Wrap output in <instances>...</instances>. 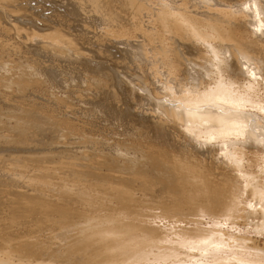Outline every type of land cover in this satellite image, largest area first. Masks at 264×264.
Listing matches in <instances>:
<instances>
[{"label": "rangeland", "instance_id": "374dc122", "mask_svg": "<svg viewBox=\"0 0 264 264\" xmlns=\"http://www.w3.org/2000/svg\"><path fill=\"white\" fill-rule=\"evenodd\" d=\"M120 1L107 0L117 16L115 38L103 36L93 20L72 24L77 9L63 2L0 0V138L8 139L0 147L15 149L8 155L74 153L37 167L41 179L33 185L12 175L8 182L0 169V264H136L131 250H148L149 243L132 249L127 239L163 240L180 228L192 235L195 227L223 220L232 204L236 223L218 224L225 237L264 248L263 232L250 224L261 219L247 220L243 210L252 199L243 194V173L224 165L219 151L188 147L194 141L182 128L158 119L144 100L134 105L143 123L108 115L95 74L78 57L109 54L128 71L119 52L140 38ZM23 20H32L34 29ZM49 70L60 74L59 82L48 79ZM144 84L152 97L159 94L154 80ZM34 140L50 148H33ZM247 148L254 160V147ZM259 165L243 168L257 174Z\"/></svg>", "mask_w": 264, "mask_h": 264}, {"label": "bare ground", "instance_id": "6f19581e", "mask_svg": "<svg viewBox=\"0 0 264 264\" xmlns=\"http://www.w3.org/2000/svg\"><path fill=\"white\" fill-rule=\"evenodd\" d=\"M49 1L76 8L72 24L93 20L103 36L119 38L114 36L119 32L113 22L117 16L108 8L107 0ZM119 3L121 12L130 21L131 32L140 38L139 43L130 44L128 51L119 52L124 55L119 59L125 62L128 71L121 69L109 54L78 57L84 61L79 62L82 68L95 74L101 92L98 97L111 107L108 115L143 123L144 115L134 105L144 100L147 110L155 109L158 119L182 128L184 137L186 134L194 141H188V147L196 150L198 145L202 154L219 151L218 159L223 164L226 162L224 165L228 163L243 173L240 177L244 182L243 194L252 196L245 200L244 213L247 220L249 216L261 219L250 224L257 234H264V0H121ZM31 21L23 20L26 27L34 29ZM117 42L125 44L122 40ZM50 49L59 48L51 44ZM46 75L51 81H60L56 70H49ZM145 80H154L163 96L148 94L144 90ZM202 83L208 84L202 86ZM142 89L145 94L138 95ZM15 144L18 148L19 144ZM9 145L0 147L2 177L9 182L8 176L12 175L25 185L41 179L40 174H35L42 172L36 170L40 165L74 154L67 151L28 154L20 150L18 154L8 155L15 150L8 148ZM32 145L50 148L48 142L37 140ZM250 145L254 147V160L247 153ZM258 148L262 151H257ZM252 162L260 164L259 173L244 171L243 165ZM29 163H34V167ZM227 210V218H212L210 228L195 227L192 235L182 228L163 240L134 235L126 240L132 249L149 243L148 250H131L134 262L264 264V248L253 243L250 246L240 241L241 238L234 240L237 235L234 239L230 235L225 237L219 225L228 221L236 223L231 213H236L237 208L232 204Z\"/></svg>", "mask_w": 264, "mask_h": 264}, {"label": "snow or ice", "instance_id": "6c2138e0", "mask_svg": "<svg viewBox=\"0 0 264 264\" xmlns=\"http://www.w3.org/2000/svg\"><path fill=\"white\" fill-rule=\"evenodd\" d=\"M245 7H247V5H245Z\"/></svg>", "mask_w": 264, "mask_h": 264}]
</instances>
